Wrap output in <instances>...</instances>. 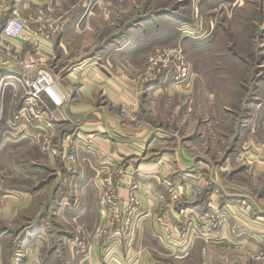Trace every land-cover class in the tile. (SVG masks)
<instances>
[{
  "label": "crops",
  "instance_id": "crops-1",
  "mask_svg": "<svg viewBox=\"0 0 264 264\" xmlns=\"http://www.w3.org/2000/svg\"><path fill=\"white\" fill-rule=\"evenodd\" d=\"M158 1L124 2L123 8L141 7L144 14L129 16L125 30L103 39L94 52L79 27L89 24L88 32L97 22L85 18L87 9L80 14L73 0H0V174L7 176L0 183L6 200L0 204V264H102L100 241H93L85 255L70 239L81 229L91 233L101 220L103 171L122 163L133 167L142 189L131 235L118 245L119 253L141 251L138 264H264V179H257L259 185L247 177L264 172L259 169L264 145L251 140L264 141V120L229 116L218 96L222 88L204 76L209 71L189 67L190 77L177 83L170 69L147 77L144 68L146 49L167 46L163 30L174 25L181 40L206 41L213 30L235 24L234 34L244 38H235L239 49L233 55L249 57L238 42H255L250 29L263 27L264 4L178 0L195 8L187 18L174 13L178 6L170 11ZM16 13L25 18L28 32L48 26L51 36L38 50L26 41L2 39L3 24ZM11 52L45 61L64 99L60 110L41 120L23 112V87L15 78L25 74L15 63H5ZM253 80L251 75L245 81L246 90L264 85V77ZM246 103L251 109L254 102ZM253 105L264 113V97ZM206 137L213 147L208 152L201 146ZM216 139L228 145L224 153ZM68 152L77 156L74 173L64 166ZM232 163L237 165L230 168ZM171 182L184 191L176 204L167 196ZM210 202L219 207L222 224L216 234L203 236L201 219ZM164 215L165 226L159 222ZM129 258L114 255L112 264H133Z\"/></svg>",
  "mask_w": 264,
  "mask_h": 264
},
{
  "label": "built area",
  "instance_id": "built-area-1",
  "mask_svg": "<svg viewBox=\"0 0 264 264\" xmlns=\"http://www.w3.org/2000/svg\"><path fill=\"white\" fill-rule=\"evenodd\" d=\"M43 18L39 22H44ZM2 39L26 41L32 44L35 50L41 47L43 41H47L51 33L48 26L39 24L32 32L27 31L25 18L16 13L7 18L1 29ZM5 63H15L25 74V79L15 78L23 87L24 106L23 112L33 119L48 118L55 110H60L64 105L55 87V76L41 57L20 58L11 52ZM174 67V68H171ZM170 69L174 72L173 81L183 82L189 76V64L180 46L158 47L149 58L145 75L153 77ZM47 125L50 121L45 120ZM16 134L17 132L14 131ZM64 166L70 172L77 170L76 153H65ZM107 167V166H106ZM102 175V190L100 194V205L102 218L99 227L93 235L86 237L77 235L71 242L78 252L87 254L93 241H100L103 244L102 264H112L113 256L121 260H131L138 264V256L141 251L130 250L126 256L118 252V245L128 239L138 215L139 205L138 193L142 189V183L135 178V170L126 164L108 165ZM148 185V184H144ZM147 192V186H143ZM149 187V185H148ZM126 188V195L122 189ZM197 193V191H195ZM167 196L170 204H176L184 197V191L176 183L171 182L167 187ZM1 198V197H0ZM2 202V201H1ZM202 215V235L210 236L217 233L221 226V214L217 209H208ZM166 215L159 218V222L165 226ZM167 229V228H166Z\"/></svg>",
  "mask_w": 264,
  "mask_h": 264
},
{
  "label": "rangeland",
  "instance_id": "rangeland-1",
  "mask_svg": "<svg viewBox=\"0 0 264 264\" xmlns=\"http://www.w3.org/2000/svg\"><path fill=\"white\" fill-rule=\"evenodd\" d=\"M73 1L75 2V5H77L76 9L80 11V14L81 12L82 14H84L85 10L87 9L88 10L87 12H90V13H87V16L85 18L86 19L93 18L97 22V24L92 25V28L90 30H87L88 32H85L84 30L87 29L85 28V26L88 27L89 24L83 27H79V30L83 31L82 32L83 34H87L85 38L86 40L85 42L88 44H91V46L95 45L94 50H93L94 52L100 50L101 46H103V42H102L103 39L106 40L108 37L116 33L123 32L125 30L124 28L126 27L128 22H130L129 16L133 15L132 18H134V17H137L138 15L144 14V11L142 10L141 7L137 8V10H135L134 7H130V8L127 7L125 9L123 8V5H124V2L131 1L133 5L139 6L145 0H73ZM182 1H186V0H182ZM182 1L178 2V0H159L158 2H161V3L166 2L167 5L170 7V11H172L174 6H178L179 11L175 10L174 13L175 14L177 13L178 15L182 17L189 18V15L191 16L195 14L196 12L195 8L191 6L192 0L190 4L185 5V6L182 5L183 3ZM254 1L260 4L261 3L264 4V0H254ZM153 11L155 10H149L148 13L149 12L152 13ZM74 16H76L75 13L73 14V17ZM234 25L235 24L227 23L224 26L223 30L219 28L217 30H213L211 32V35H209L206 38V41H199V40H192V39H186V41L185 40L183 41L181 40L180 35L178 31L176 30L178 26L176 25L172 27L168 26L166 30H163L164 33H167V36L170 39V41H168L165 45L180 46L183 49L184 55L190 67V71L191 70H201V71L211 72V74L204 75V76L207 77L206 79L207 81L211 82V85L213 82L214 83L213 85L215 87L222 88V90L218 91L220 92L218 96L220 97V100L223 103V107L229 110L227 111L228 113H230L229 116H231L232 113L233 115L237 114L240 119L241 117H244L245 114H247L248 116L252 114L254 115V117H259L260 119L264 120L263 111L260 112L258 110H255L256 108L253 105L256 102V100H258L259 96L260 98L264 97V89H263L264 85H262L261 88L259 89L258 88L254 90L245 89L246 87L247 88L249 87L246 85H248L251 75L254 78L253 83H257L258 79H261L262 77H264V73H263L264 71V32H262V29L264 30V25L263 27L259 26L258 28H255L256 31L255 29L253 31L250 29L252 34L256 37L255 42H250V41L248 42L243 41L242 43L238 42L240 46L242 45V49L244 48L246 53L248 52L249 55L251 56V57L249 56V57H244V58H237L236 56L233 55V53L235 52L234 50L239 49V47H235V44H234L235 38H237L238 35L239 36L241 35V34H238V35L234 34L235 30H238V28ZM154 28H152L151 30H153ZM206 28H209V27L207 26ZM59 30L60 29H58V31ZM246 35L248 36V31L246 32ZM241 37L244 38V34H242L240 38ZM161 45L163 46L164 43L163 44L157 43V44H154V46H152L151 48L148 47L146 49L147 56L145 58L144 68L149 64V58L152 55V53L156 50V48H158ZM216 66L221 69L224 68L222 73L220 74L216 73L218 71V69H215ZM171 68H174V67H171ZM250 69L252 70V72H254L255 70L257 71L251 74ZM171 74L174 75V72L172 71ZM171 77L173 79V76ZM236 78H241V79H239V82H238ZM233 81L235 82L236 86L234 84H231V83H234ZM245 81H248V83L246 84ZM247 99L254 102L251 106L252 107L251 109L248 108L249 104L246 103L248 101ZM223 110L225 109L223 108ZM178 114H180V112H178ZM176 117L177 116H175V118ZM238 117H235V118H238ZM177 125H180V123H178ZM226 126H227L226 127L227 130L226 129L224 130L227 133H230V131L232 130V127H229L228 125ZM207 137L203 138L201 142V146L203 147V149H205V152H208V149L212 147L210 139H208ZM218 140L216 139L215 146L220 148V145H221L222 153H224L228 145L223 144L222 139L220 140L221 143H219ZM251 140L253 141L255 146L264 145V141H258L260 140L258 138L254 137V138H251ZM233 164L235 166L237 165L235 163H232V166H229V167L230 168L233 167ZM261 167L264 168V164L263 166H260L259 168L260 170L262 169ZM229 171L231 170L222 172L223 179L229 176L228 175ZM218 174L220 175V172ZM254 175L255 176H253L252 173L251 175H248L247 176L248 181L264 179V172L260 175H257V174H254ZM244 178L245 177L243 175L241 179H244ZM6 179H7V176L5 175V173L1 172L0 183L4 184V182H6ZM259 185L261 184L259 183ZM4 201H6L5 198L3 199L1 197L0 204H3ZM207 208L209 209L215 208L218 210V212L220 211L219 207L213 205L211 202L207 204ZM206 211H209V210L206 209ZM100 223L101 221L97 222L96 226L94 227V230L91 231V233L86 232L83 229L79 231H75L73 233V236L70 239V242L72 238H74L77 235H81V236L84 235L86 237H90L91 235L94 234L96 229L99 227Z\"/></svg>",
  "mask_w": 264,
  "mask_h": 264
}]
</instances>
